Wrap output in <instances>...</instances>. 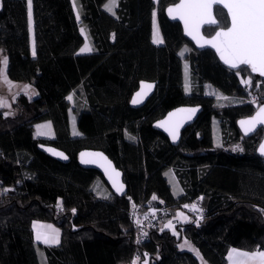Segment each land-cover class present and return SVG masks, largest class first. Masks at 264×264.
<instances>
[{"label":"trees","instance_id":"trees-1","mask_svg":"<svg viewBox=\"0 0 264 264\" xmlns=\"http://www.w3.org/2000/svg\"><path fill=\"white\" fill-rule=\"evenodd\" d=\"M178 1L117 0L110 13L107 0H75L79 23L72 0H31V35L28 0H2L0 49L7 76L31 85L37 96L17 100L19 116L23 109L29 114L0 130V264H127L136 253L137 264H228L231 249L264 250V158L256 154L264 132L245 137L238 128L239 120L264 104V80L249 68L230 70L211 50H197L165 14ZM155 11L160 44L152 39ZM215 16L219 26L205 28L207 36L229 26L223 9L216 7ZM81 25L92 45L88 54L77 53L84 43ZM183 48L188 49L184 56ZM141 81L155 82L156 89L135 109L130 100ZM206 85L242 102L219 106ZM184 105L201 106L202 112L173 146L153 124ZM45 121L54 136L36 137L35 124ZM215 123L220 144L214 140ZM39 144L60 149L70 161L50 158ZM85 149L104 152L122 171L125 196L113 194L99 172L79 165ZM168 171L180 194L174 193ZM99 179L108 189L101 195L95 188ZM198 198L202 219L194 222L185 213L187 219H181L182 205ZM133 204L141 211L164 209L145 228L140 244ZM34 221L54 224L60 243H36ZM169 221L174 229L166 227ZM184 239L202 262L180 248Z\"/></svg>","mask_w":264,"mask_h":264},{"label":"snow or ice","instance_id":"snow-or-ice-1","mask_svg":"<svg viewBox=\"0 0 264 264\" xmlns=\"http://www.w3.org/2000/svg\"><path fill=\"white\" fill-rule=\"evenodd\" d=\"M115 3L116 0H110L109 5H106L107 9L112 11V6ZM214 5H222L223 9L227 10L230 26L216 31L211 39H205L200 35L201 25L218 26V21L213 15ZM168 12L174 19L178 16L184 21L185 30L194 39H197L198 43L203 41L204 44L214 48L225 64L231 68H239L241 65H245L250 67L253 72H258L261 76H264V0H181L175 7H170ZM31 16V0H28L30 24ZM153 38L155 43L163 42L160 39L158 30L154 31ZM80 51L89 52L91 48L86 44ZM33 54L35 53L33 52ZM2 63L4 68H0V77L10 83V81H7L6 75L7 58H4ZM243 82L246 84L251 83V81ZM142 88H151V85H142ZM141 95L142 93H137V97ZM68 99L71 100L72 97L69 96ZM138 102L139 99H134L133 101V103ZM0 106L4 105L0 103ZM187 111L194 113L196 110L190 109ZM240 124L246 134L254 131L257 125H264V107H260L256 115L250 119L240 121ZM171 134L173 139H175L176 131L173 130ZM238 148L239 146H237ZM259 151L264 155V144L260 145ZM56 154L62 155L61 153ZM97 155L102 157V154ZM113 171L115 170L113 169ZM115 175L119 176V173H115ZM122 188L123 186L120 185L117 187V191H122ZM185 207L188 206L186 205ZM191 207L195 210V205ZM178 215L182 216L183 213ZM34 227H37V225H34ZM166 227H172L171 221ZM36 239L42 240L45 244L59 243L58 233L55 230L52 233H41L38 231ZM196 254L199 255L198 252ZM229 261L230 264H264V251L258 249L254 252H242L232 249L229 253Z\"/></svg>","mask_w":264,"mask_h":264},{"label":"water","instance_id":"water-1","mask_svg":"<svg viewBox=\"0 0 264 264\" xmlns=\"http://www.w3.org/2000/svg\"><path fill=\"white\" fill-rule=\"evenodd\" d=\"M180 2H181V0H179L177 3H175L173 5L168 6L165 10V14H166L169 21L177 22L181 25L184 37L187 40H189L195 46V48L197 50H199V51L211 50L215 53L218 60L224 66L229 68L230 70L238 71L241 68H249L253 75H256V76L260 77L262 80H264V76H261L258 72H253L251 70V68L248 66L241 65L239 68H231L229 65L225 64L223 62V60L220 59L219 54L216 52V50L214 48H212L208 44H204L203 41H200L198 43L197 39H194L192 35H189L188 32L185 30L184 21L182 19H180L178 16L174 19L173 16L169 15V12H168V9L170 7H175V5L179 4ZM216 7L223 9L222 5H214L213 6V15L215 18H216V16H215V8ZM1 10H2V0H0V11ZM223 10L227 13L226 9H223ZM218 26H219V23H218ZM218 26L208 25V24L201 25L200 35L203 36L205 39H211L212 36L215 35L216 31H219L221 28L217 29L211 36L205 35L204 29L205 28H216ZM229 26H230V18H229ZM224 29H226V28H224ZM202 44H203V46H201ZM142 85H151V88H142ZM155 89H156V83L155 82L141 81L139 83L138 89L134 92V94L131 97L130 107L136 109V108H140V107L144 106L147 103V101L153 96ZM137 93H142V95L140 97H137ZM134 99H139V102L133 103ZM260 107H264V104L260 105L251 116H248V117L243 118V119L238 121V128H239V130L243 136L250 137V136L254 135L260 129H263V132H264V125H257L254 131L246 134L244 131V128H242L241 124H240V121L248 120L251 117L255 116ZM190 109H195L196 111L194 113L187 111ZM181 110H184V111H181ZM201 112H202V107L198 106V105H196V106H186V105L180 106V107H177L175 109H172L164 117H162L161 119L154 122L153 128L155 130L161 132L162 134H164L169 139L170 143L173 146H177L181 141L183 131L186 128H188L189 126H191L192 124H194V122L197 120V118L199 117ZM173 130L176 131V138L175 139H173V135L171 134V132ZM261 144H264V133H263V137H262V139H261V141H260V143L256 149V154L259 157L264 158V155H262L259 151ZM38 147L43 153H45L47 156H49L50 158H52L56 161H59V162L64 163V164L68 163L70 161V158L63 151H61L60 149H57L51 145L39 144ZM56 153H61L62 155H57ZM97 154H102L103 158L101 156H98ZM109 162H110V166H109ZM78 163L84 169H92V170H96L97 172H99V174L102 176L103 180L105 181V183L107 184V186L109 187V189L111 190V192L113 194H115L119 197L125 196L127 194V186L124 182L122 171H120L118 168H116V166L114 165L112 160H110V158L104 152H102L100 150H92V149L82 150L78 155ZM113 169L115 171H113ZM115 173H119V176H116ZM114 181H115V183H114ZM120 185L123 186L122 191H117V187H119Z\"/></svg>","mask_w":264,"mask_h":264},{"label":"rangeland","instance_id":"rangeland-1","mask_svg":"<svg viewBox=\"0 0 264 264\" xmlns=\"http://www.w3.org/2000/svg\"><path fill=\"white\" fill-rule=\"evenodd\" d=\"M155 1L157 2V0H155ZM109 3H110V0H109ZM109 3H108V5H109ZM116 4H117V2L115 3L114 6H116ZM105 9L107 11H109L107 9V7ZM75 12H76L75 14H76L78 22L81 23L78 9H75ZM153 20H154V26H153L154 28L153 29H154V31L158 30L160 39L162 40L160 28H159V25L157 23L156 11L154 12ZM32 26H33V24H32V18H31V24H30L31 35H32V31H33ZM80 32L84 38L83 46L85 47V45L87 44L88 47L91 48V46H92L91 41H90L89 36L87 35V32H86L83 25L80 26ZM31 41H32V48H33V40H31ZM187 52H188V49L183 48L181 51V55L184 56ZM4 58H7V57L3 54L2 50L0 49V68H4V65L2 63ZM7 65H8V61H7ZM6 75H7V66H6ZM189 79H190V77H189V65L187 62H185L184 63V82H185V89L188 93L190 92V81H189ZM7 81H10V83L6 82L3 79V77H0V97H1V103L4 105V106H2L4 108V118L0 121V130H7V129L13 127L15 124L23 121V119H25V117L29 114V112H26L23 109V117L19 116V115H21L20 107L18 105L17 106L14 105L17 100H20V98H22V97H26L28 100L31 101L37 96L36 90L29 84L12 81L8 78V76H7ZM186 85H187V87H186ZM205 90H206L207 95L215 98L216 104L219 106L234 105V104H238V103L242 102L240 99H237L235 97H227V96L223 95L221 92L217 91L215 88H213L210 85H206ZM70 96L72 97V99L70 101L73 102V95H70ZM253 98H255V97L251 96L249 98V102H251L250 100H252ZM71 120H72V131H73V133H75V132H77V127H76L75 116L73 114L71 115ZM36 128H37L36 129L37 134H41L45 138H51L54 136L53 127H52L51 122H49V121L43 123L42 125H37ZM214 140H215L216 144H220L221 138H220V132H219V128H218L217 123L214 124ZM167 177H168L169 181L171 182V184H173V185L176 184L175 176L173 175V173L171 171L167 172ZM96 183L97 184H96L95 188L98 191V194L101 195V194L106 193L108 191V189L106 188V186L104 185V183L100 179L97 180ZM179 216L181 219L186 218V215H184V214L182 216L181 215H179ZM173 223L174 222H171V224H173ZM167 225H168V223H167ZM174 227L175 226L172 225L171 228L174 229ZM185 242H187L185 239L181 242V244H180L181 249L192 251L195 254L197 252L199 253V251L197 250V248L194 245L190 244L189 242H187V243H185ZM197 256L200 259V261L202 262V257L200 255V253ZM137 261L134 264H137ZM42 263L45 264V261H43Z\"/></svg>","mask_w":264,"mask_h":264},{"label":"built area","instance_id":"built-area-1","mask_svg":"<svg viewBox=\"0 0 264 264\" xmlns=\"http://www.w3.org/2000/svg\"><path fill=\"white\" fill-rule=\"evenodd\" d=\"M251 102H255L256 99L253 98L250 100ZM188 207H185V206ZM192 205H195V210L192 209ZM181 212L190 215L191 219L194 222H199L204 216V211L201 208V199H195L191 202L185 203L181 207ZM164 213V209L161 206L151 207L146 211H141L140 206L133 204L131 216L133 219L134 226L137 230V243H142L146 238L145 228L150 227L154 224L157 215H162ZM139 258V255L134 254L132 260L127 264H134Z\"/></svg>","mask_w":264,"mask_h":264},{"label":"crops","instance_id":"crops-1","mask_svg":"<svg viewBox=\"0 0 264 264\" xmlns=\"http://www.w3.org/2000/svg\"><path fill=\"white\" fill-rule=\"evenodd\" d=\"M117 2V1H116ZM109 3V0H107L106 4H105V8H106V5H108ZM72 5H73V9H74V12H75V9H77V5H76V2L75 0H72ZM117 5V4H116ZM115 8L116 6H112V11H108L110 13H114L115 11ZM76 13V12H75ZM76 15V14H75ZM77 18V17H76ZM153 26H154V20H153ZM154 28V27H153ZM154 29H153V32H152V39H153V42H154ZM155 43V42H154ZM155 44H160V43H155ZM84 48V46L82 45V47L78 50V54H88V53H91L92 51V46H91V51L89 52H81L80 50ZM47 122V121H45ZM45 122H40V123H37L35 124V136L36 137H41V138H45L44 136H42L41 134H37L36 132V127L37 125H42L43 123ZM174 175V174H173ZM175 180H176V177H175ZM173 187V190H174V193L175 194H180L182 192L177 180H176V184L172 185ZM34 225H37V227H34ZM172 225L175 226V223H173ZM32 228H33V234H34V240L36 243L42 245V246H45V247H52V246H56L60 243V239H61V232L60 230L52 223L50 222H47V221H34L33 224H32ZM172 229V228H171ZM55 230L57 233H58V238H59V243L58 244H45L42 240H37L36 239V235H37V232H41V233H52V231ZM232 250V249H231ZM230 250V251H231ZM239 251H242V252H248V251H244V250H241V249H237ZM261 251H264V250H261ZM230 253V252H229ZM42 258L44 260V256H43V253H42ZM45 261V260H44ZM228 264H230V261H229V254H228Z\"/></svg>","mask_w":264,"mask_h":264}]
</instances>
